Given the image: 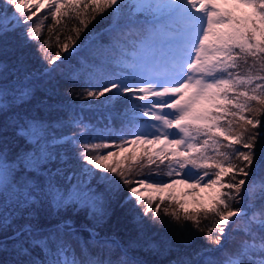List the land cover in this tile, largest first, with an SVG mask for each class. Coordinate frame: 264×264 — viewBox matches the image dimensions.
<instances>
[{
	"label": "snow or ice",
	"instance_id": "snow-or-ice-1",
	"mask_svg": "<svg viewBox=\"0 0 264 264\" xmlns=\"http://www.w3.org/2000/svg\"><path fill=\"white\" fill-rule=\"evenodd\" d=\"M258 176L264 0H0V264H264Z\"/></svg>",
	"mask_w": 264,
	"mask_h": 264
},
{
	"label": "rangeland",
	"instance_id": "rangeland-1",
	"mask_svg": "<svg viewBox=\"0 0 264 264\" xmlns=\"http://www.w3.org/2000/svg\"><path fill=\"white\" fill-rule=\"evenodd\" d=\"M165 179L167 180V178H165ZM256 182H257V184L264 183V176H258L256 178ZM186 188H187L186 185H177L173 191L177 195H180V194H182L185 191ZM197 192L199 193V197L198 198L206 199L207 194H208L207 190L201 188V189H197ZM145 194L147 195V194H151V193H145ZM192 195H195V194H191V195L185 197V199H187L188 202H189L188 203L189 207L193 206V204H192Z\"/></svg>",
	"mask_w": 264,
	"mask_h": 264
},
{
	"label": "trees",
	"instance_id": "trees-1",
	"mask_svg": "<svg viewBox=\"0 0 264 264\" xmlns=\"http://www.w3.org/2000/svg\"><path fill=\"white\" fill-rule=\"evenodd\" d=\"M47 23H51V20L49 19V20L47 21ZM103 23H104V21H101L99 24H97V27H102V26H103ZM44 31H45V33H46L47 29L45 28ZM65 87H73V85H65ZM77 87H78V86H77Z\"/></svg>",
	"mask_w": 264,
	"mask_h": 264
}]
</instances>
